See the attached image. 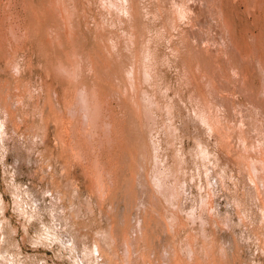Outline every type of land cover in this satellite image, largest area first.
Segmentation results:
<instances>
[{
    "label": "rangeland",
    "instance_id": "rangeland-1",
    "mask_svg": "<svg viewBox=\"0 0 264 264\" xmlns=\"http://www.w3.org/2000/svg\"><path fill=\"white\" fill-rule=\"evenodd\" d=\"M59 1H0V264H264V0Z\"/></svg>",
    "mask_w": 264,
    "mask_h": 264
},
{
    "label": "bare ground",
    "instance_id": "bare-ground-1",
    "mask_svg": "<svg viewBox=\"0 0 264 264\" xmlns=\"http://www.w3.org/2000/svg\"><path fill=\"white\" fill-rule=\"evenodd\" d=\"M0 1H1V0H0ZM43 1H44V0H43ZM58 1H59V0H58ZM60 1H61V0H60ZM60 1H59V2H60ZM63 1L66 2V0H63ZM68 1H69V0H68ZM74 1H75V0H74ZM2 2H3V1H2ZM72 2H73V1H72ZM6 3H7V2H6ZM63 3H64V2H63ZM63 3H61L62 6H63ZM73 3H75V2H73ZM2 4H3V3H2ZM68 4H72V3L69 2ZM48 5H49V4H48ZM72 5H73V4H72ZM57 6H58V4H57ZM60 7H61V6H60ZM63 7H64V6H63ZM69 7H70V6H69ZM3 8H4V7H3ZM67 8H68V7H66V10H67ZM71 8H72V7H71ZM201 8H202V7H201ZM11 9H12V8H11ZM11 9H10V10H11ZM47 9H49V8H47ZM61 9H62V8H61ZM63 9H64V8H63ZM10 10H9V11H10ZM12 10H13V9H12ZM69 10H70V9L68 8V11H69ZM68 11H67V12H68ZM13 12H14V10H13ZM15 12H16V11H15ZM33 12H34V11H33ZM63 12H64V10H63ZM74 12H75V11H74ZM76 12H77V11H76ZM18 13H19V12H18ZM24 13H25V12H24ZM64 13H65V12H64ZM64 13H63V14H64ZM72 13H73V11H72ZM72 13H71V14H72ZM77 13H78V12H77ZM9 14H10V13H9ZM46 14H47V13H46ZM66 14H70V12H69V13H66ZM0 15H1V13H0ZM10 15H11V14H10ZM7 16H8V15H7ZM63 16L65 17V15H63ZM63 16H62V17H63ZM66 16H67V15H66ZM73 16H75V15L73 14ZM76 16H78V15H76ZM76 16H75V17H76ZM3 17H4V16H3ZM19 17H20V16H19ZM71 17H72V16H71ZM71 17L69 18L70 20H68V19L66 18L67 21H71L72 18H73V17H72V18H71ZM21 18H22V16H21ZM50 18H51V17H50ZM77 18H78V17H77ZM58 19H60V18L58 17ZM58 19H57V20H58ZM66 19H65V20H66ZM73 19H74V18H73ZM75 19H76V18H75ZM78 19H79V18H78ZM4 20H5V19H4ZM16 20H17V19H16ZM20 20H21V19H20ZM74 21H75V20H74ZM74 21H73V23H74ZM3 22H4V21H3ZM20 22H21V21H20ZM42 22H43V21H42ZM64 22H65V21H64ZM71 22H72V21H71ZM71 22H68V24H66V26L69 25V23L71 24ZM76 22H77V21H75V23H76ZM78 22H79V21H78ZM86 22H87V21H86ZM6 23H7V22H6ZM66 23H67V22H66ZM0 24H1V23H0ZM20 25H21V24H20ZM4 26H6V25L4 24ZM63 26H64V25H63ZM71 26H72V24H71ZM74 26H75V25H74ZM76 26H77V25H76ZM6 27H7V26H6ZM21 27H22V26H21ZM24 27H25V26H24ZM64 27H65V26H64ZM69 27H70V26H69ZM14 28H15V27H14ZM57 28H58V27H57ZM74 28H75V27H74ZM15 29H16V28H15ZM62 29H63V28H62ZM66 29H67V28H66ZM17 30L19 31V29H17ZM68 30H69V29H68ZM72 30H73L74 32H73V34L70 33V36H71V35L75 36L77 32H75L74 29H72ZM72 30H70V31H72ZM77 30H78V29H77ZM6 32H7V31H6ZM0 33H1V32H0ZM34 33H35V32H34ZM81 33H82V32H81ZM17 34H18V33H17ZM68 34H69V33H68ZM74 34H75V35H74ZM77 34H78V33H77ZM5 35H6V34H5ZM20 35H21V34H20ZM78 35H80V34H78ZM78 35H76V36H78ZM3 36H4V34H3ZM21 36H23V35H21ZM66 36H67V35H66ZM66 36H65V37H66ZM1 37H2V36H1ZM3 38H5V37H3ZM53 38H54V37H53ZM55 38H57V37H55ZM71 38H72V36H71ZM73 38H74V37H73ZM77 38H78V37H77ZM80 38H81V37H80ZM15 39H16V38H15ZM62 39H63V38H62ZM66 39H67V38H66ZM4 40H5V39H4ZM9 42H10V41H9ZM22 42H23V41H22ZM22 42H21V43H22ZM52 42H53V41H52ZM69 42H70V41H69ZM73 42H75V41H73ZM15 43H16V42H15ZM62 43H63V42H62ZM62 43H61V44H62ZM260 43H262V42H260ZM50 44H51V43H50ZM58 44H59V43H58ZM72 44H73V43H72ZM263 44H264V43H263ZM62 45H63V44H62ZM3 46H4V45H3ZM71 46H72V45H71ZM255 46H256V45H255ZM54 47H55V46H54ZM7 48H8V47H7ZM11 48H12V46H11ZM76 48H77V47H76ZM254 48H255V47H254ZM254 48H253V49H254ZM60 49H61V48H60ZM73 50H74V49H73ZM260 50H261V49H260ZM10 51H11V50H10ZM64 51H65V50H64ZM71 51H72V50H71ZM245 51H246V50H245ZM257 51H258V49H257ZM5 52H6V51H5ZM7 52H8V50H7ZM7 52H6V53H7ZM11 52H12V51H11ZM65 52H66V51H65ZM65 52H64V53H65ZM75 52L77 53L78 51L76 50ZM240 52H241V51H240ZM255 52H256V49H255ZM69 53H70V51H69ZM252 53H253V51H252ZM10 54H11V53H10ZM79 54H80V53H79ZM256 54H258V53L256 52ZM259 54H260V53H259ZM251 55H252V54H251ZM56 56H57V55H56ZM59 56H60V55H59ZM75 56H76V55H75ZM80 56H81V55H80ZM134 56H135V55H134ZM140 56H141V52H140ZM140 56H139V59H140ZM253 56H254V55H253ZM263 56H264V55H263ZM8 57H9V56H8ZM11 57H12V56H11ZM64 57H65V56H64ZM64 57H62V58H64ZM66 57H67V56H66ZM66 57H65V58H66ZM77 57H78V56H77ZM77 57H76V58H77ZM257 57H258V56H257ZM257 57L255 56V58H257ZM74 58H75V57H74ZM79 58H81V57H79ZM97 58H98V56H97ZM69 59H70V58H69ZM69 59H68V60H69ZM71 59H72V58H71ZM71 59H70V60H71ZM87 59H88V58H87ZM57 60H58V59H57ZM60 60H61V59H60ZM72 60H73V59H72ZM74 60H75V59H74ZM89 60H90V59H89ZM91 60H92V59H91ZM263 60H264V58H263ZM63 61H64V60H63ZM65 61H66V59H65ZM87 61H88V60H87ZM87 61H86V62H87ZM133 61H134V60H133ZM67 62H68V61H67ZM67 62H65V63H67ZM81 62H83V61L81 60ZM89 62H90V61H89ZM139 62H140V61H138V63H139ZM260 62H261V61H259V63H260ZM75 63H76V62H75ZM75 63H74V64H75ZM77 63H78V62H77ZM87 63H88V62H87ZM99 63H100V62H99ZM261 63H262V62H261ZM56 64H58V63H56ZM71 64H73V63H71ZM85 64H86V63H85ZM68 65H69V64H68ZM80 65H81V63H80ZM90 65H91V64H90ZM261 65H262V64H261ZM70 66H71V65H70ZM70 66H69V67H70ZM75 66H76V65H75ZM84 66H85V65H83V67H84ZM87 66H89V65H87ZM98 66H99V65H98ZM57 67H58V66H57ZM73 67H74V65H73ZM73 67H72V68H73ZM93 67H94V66H93ZM80 68H81V67H80ZM87 68H88V67H87ZM87 68H86V69H87ZM74 69H75V68H74ZM54 71H55V70H54ZM85 71H88V70H85ZM85 71H84V72H85ZM89 71H90V70H89ZM92 71H93V69H92ZM92 71H91V72H92ZM99 72H100V71H99ZM103 72H104V71H103ZM57 73H58V72H57ZM82 73H83V72H82ZM85 73H86V72H85ZM105 74H106V73H105ZM201 74H202V73H201ZM57 75H58V74H57ZM69 75H70V74H69ZM85 75H87V74H85ZM89 75H90V73H89ZM209 75H210V74H209ZM55 76H56V75H55ZM201 76H203V74H202ZM205 77H206V76H205ZM205 77H204V78H205ZM97 78H99V77L97 76V77L95 78V80H96ZM112 78H113V77H112ZM209 78H210V77H209ZM211 78H213V77H211ZM201 79H202V78H201ZM81 80H82V79H81ZM86 80H87V79H86ZM112 80H113V79H112ZM203 80H204V79H203ZM208 80H209V79H208ZM79 81H80V80H79ZM92 81H93V80H92ZM206 81H207V79H206ZM75 82H76V81H75ZM96 82H98V80H97ZM78 83H79V82H78ZM94 83H95V82H94ZM117 83H118V82H117ZM72 84H73V83H72ZM97 84H98V83H97ZM92 85H93V84H92ZM118 85H119V83H118ZM94 86H96V85L94 84ZM120 86H121V85H120ZM84 87H85V86H84ZM84 87H83V85H82V88H84ZM90 87H91V86H90ZM90 87H89V88H90ZM96 87H98V86H96ZM96 87H94V88H96ZM76 88H77V87H76ZM80 88H81V87H80ZM94 88L92 87V89L95 91ZM103 88H104V87H103ZM111 88H112V87H111ZM92 89H91V90H92ZM122 89H123V88H122ZM94 91H92V93H94ZM98 91H99V90H98ZM109 91H110V90H109ZM125 91H127V90H125ZM88 92H89V91H88ZM111 92H112V91H111ZM116 92L119 93L118 91H116ZM81 93H82V92H81ZM114 93H115V92H114ZM72 94H73V93H72ZM125 94H126V93H125ZM92 95H93V94H92ZM123 96H124V95H123ZM82 97L85 98V96H82ZM117 97H118V96H117ZM84 98H83V100H84ZM114 98H116V95H115ZM119 98H120V97H119ZM89 100H90V99H89ZM93 101H94V100H93ZM67 102H68V101H67ZM82 102H83V101H82ZM83 103H84V102H83ZM85 103H86V102H85ZM100 103H101V102H100ZM109 103H110V102H109ZM120 104H121V103H120ZM89 105H90V104H89ZM94 105H95V106H92V108H91L90 110L88 109L86 115H87V118L89 119V121L91 122V124L96 125V124L98 123L99 119H100V116H101V106L98 105V104H97V105L94 104ZM83 106H84V105H83ZM109 106H110V105H109ZM75 107H76V106H75ZM84 107H85V106H84ZM71 108H73V107H71ZM81 108H82V107H81ZM73 109H74V108H73ZM76 109H77V108H76ZM78 110H80V107H79ZM78 110H77V111H78ZM109 110H110V109H109ZM71 111H72V110H71ZM75 111H76V110H75ZM104 112H105V111H104ZM107 112H108V109H107ZM75 115H76V114H75ZM82 118H83V117H82ZM111 118H112V116H111ZM78 119H79V118H78ZM108 120H109V119H108ZM109 123H110V122H109ZM71 124H72V123H71ZM102 124H103V123H102ZM63 125H64V124H63ZM106 126H108V125H106ZM109 126H111V125H109ZM109 126H108V127H109ZM114 126H115V125H114ZM86 129H87V128H86ZM119 129H120V128H119ZM105 131H106V130H105ZM116 131H117V130H116ZM77 133H78V132H77ZM88 133H89V132H88ZM101 133H102V132H101ZM107 133H109V132H107ZM107 133H106V134H107ZM72 134H73V133H72ZM103 134H104V133H103ZM110 134H111V133H110ZM70 135H71V134H70ZM79 135H80V134H79ZM89 135H90V134H88V136H89ZM117 135H118V134H117ZM81 136H82V135H81ZM113 136H116V135H113ZM85 137H86V136H85ZM85 137H83V139H84ZM89 137H90V136H89ZM101 138H102V137H101ZM108 138H109V137H108ZM86 139H87V138H86ZM78 140H79V139H78ZM81 140H82V138H81ZM84 140H85V139H84ZM87 140H88V139H87ZM90 140H91V139H90ZM111 140H112V139H111ZM115 140H116V139H115ZM69 141H70V140H69ZM88 141H89V140H88ZM119 141H120V140H119ZM83 142H84V141H83ZM105 142H106V141H105ZM114 142H115V141H114ZM116 142H117V141H116ZM67 143H68V142H67ZM108 143L110 144V142H108ZM79 144H80V143H79ZM86 145H87V144H86ZM112 145H113V144H112ZM110 146H111V145H110ZM116 146H117V145H115V147H116ZM120 147H121V146H120ZM82 148H83V147H82ZM84 148H85V147H84ZM86 148H87V147H86ZM88 148H89V147H88ZM110 155H111V154H110ZM108 160H110V159H108ZM263 161H264V160H263ZM102 166H103V165H102ZM262 166H263V164H262ZM107 168H108V167H107ZM109 169H110V168H108V170H109ZM111 169H112V168H111ZM263 169H264V168H263ZM98 171H100V170H98ZM101 172H102V171H101ZM111 172H112V171H111ZM102 173H104V172H102ZM109 173H110V172H109ZM100 174H101V173H100ZM96 175H97V174H96ZM105 175H106V174H105ZM108 175H109V174H108ZM112 175H113V174H111V176H112ZM97 176H99V178H98V179L95 178V179H97L96 182H98V184H102V181H101V178H100V177L104 176V174L100 176V175H99V172H98V175H97ZM262 176H263V175H262ZM95 177H96V176H95ZM104 177H105V176H104ZM102 178H103V177H102ZM108 178H109V177H108ZM108 178H107V179H108ZM111 178H112V177H111ZM113 178H114V177H113ZM104 179H105V178H104ZM103 182H104V181H103ZM93 183H94V182H93ZM110 183H111V180H110ZM112 183H113V182H112ZM94 184H95V183H94ZM113 184H114V183H113ZM108 186H109V185H108ZM110 187H112V184H111ZM103 190H104V189H103ZM113 190H114V189H113ZM131 249H132V248H131Z\"/></svg>",
    "mask_w": 264,
    "mask_h": 264
}]
</instances>
